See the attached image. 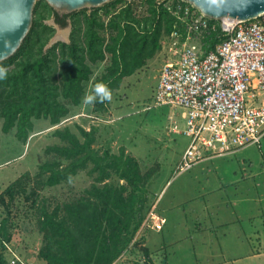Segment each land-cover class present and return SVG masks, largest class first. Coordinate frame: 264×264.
Returning a JSON list of instances; mask_svg holds the SVG:
<instances>
[{"label":"trees","instance_id":"16d2710c","mask_svg":"<svg viewBox=\"0 0 264 264\" xmlns=\"http://www.w3.org/2000/svg\"><path fill=\"white\" fill-rule=\"evenodd\" d=\"M51 19L63 28L71 21L70 42L49 46L57 31L48 23ZM210 21L216 28L203 38L206 52L214 50L224 35L221 21ZM175 24L176 18L157 0L127 5L113 0L91 13L83 9L65 14L38 0L22 46L0 62L7 72L0 80V130L7 134L16 129L17 138L27 143L35 120L62 124L71 117L73 106L83 104L95 66L108 57L111 64L94 85L106 84L113 95L161 51ZM109 103L97 101L92 113L107 117ZM90 126L76 125L78 132L69 125L56 129L60 141L47 148L55 156L40 165L34 185L30 175L18 179L0 194V206L11 213L18 199L32 201L42 238L37 259L46 264H120L124 257L132 261L129 264H158L145 245L147 237L138 234L147 227L154 205L149 188L153 171L144 173L125 147L117 153L109 146L98 149L97 125ZM84 171L93 182L79 197L53 208L41 201V190L72 183ZM14 224L11 214L0 223V264H8L5 242L14 239Z\"/></svg>","mask_w":264,"mask_h":264},{"label":"rangeland","instance_id":"374dc122","mask_svg":"<svg viewBox=\"0 0 264 264\" xmlns=\"http://www.w3.org/2000/svg\"><path fill=\"white\" fill-rule=\"evenodd\" d=\"M87 9L88 13L93 10ZM53 21L51 19L48 23ZM56 29L52 39L54 44L70 42L71 23ZM162 45L153 59L126 78L120 89L113 93L105 114L107 117L93 120L94 104L73 106L71 117L60 125L53 126L46 119L35 120V129L27 143L17 138L16 129L7 134L0 130V194L25 175H30L34 185L40 165L55 156L49 154L47 148L60 141L54 135L56 129L69 125L78 132L76 125H84L87 129L90 125H97L95 145L98 149L103 151L109 146L117 153L125 147L128 154L139 160L144 173L153 171L149 187L154 201L152 222L156 226L161 215L164 223L160 224V230L151 228L149 247L158 255L162 253L159 264H248L249 260H233L240 256L239 251L255 250L264 246V242L260 244L249 238L240 240V237H245L241 233L244 223L237 215L243 213L242 209L244 213L251 212L258 216L257 227L264 228V210L261 207L264 203L257 201L264 198V173L261 175L264 171V139L261 146L251 145L205 159L176 175L190 138L173 132L175 124L181 129L186 125L181 107L154 104L161 69L169 58H174L171 46L168 43ZM110 64L108 57L95 66L92 79L86 83V94H92L94 82ZM92 182L87 171L81 172L72 183L41 190V201H46L53 208L58 203L79 197ZM10 214L11 221L15 223L11 244L18 253L34 257L37 264H41L37 252L42 238L32 201L25 197L18 199L11 213L5 206H0V223ZM149 224L142 227L138 233L140 237H148ZM225 243L229 248L222 250ZM121 263L132 261L124 257Z\"/></svg>","mask_w":264,"mask_h":264},{"label":"built area","instance_id":"2783aa9c","mask_svg":"<svg viewBox=\"0 0 264 264\" xmlns=\"http://www.w3.org/2000/svg\"><path fill=\"white\" fill-rule=\"evenodd\" d=\"M136 0H124L127 5ZM142 1V0H139ZM176 18L173 32L162 41L174 58L161 69L155 106L181 107L190 143L176 175L205 159L233 153L264 139V13L251 20L221 21L224 32L214 50L206 52L203 38L211 19L187 0H157ZM179 25H181L179 27ZM94 119H102L97 116ZM152 211L149 218L153 219ZM148 218V219H149ZM161 219L157 223L160 227ZM155 226V225H154ZM8 264H37L5 242Z\"/></svg>","mask_w":264,"mask_h":264},{"label":"water","instance_id":"95a60500","mask_svg":"<svg viewBox=\"0 0 264 264\" xmlns=\"http://www.w3.org/2000/svg\"><path fill=\"white\" fill-rule=\"evenodd\" d=\"M38 0H0V62L13 56L31 31ZM60 13L99 8L113 0H46ZM213 20H251L264 13V0H187ZM51 24V23H50ZM55 27L59 28L54 21ZM54 41L50 42L52 46Z\"/></svg>","mask_w":264,"mask_h":264},{"label":"crops","instance_id":"0c3cea01","mask_svg":"<svg viewBox=\"0 0 264 264\" xmlns=\"http://www.w3.org/2000/svg\"><path fill=\"white\" fill-rule=\"evenodd\" d=\"M264 173V171L261 172V175ZM264 177V176H262ZM245 178H243L244 180ZM240 181V180H239ZM242 182V180L240 181ZM238 182V183H240ZM257 201H260L262 204L264 203V198L263 197H260L259 200ZM262 209L264 210V207L263 205L261 206ZM243 210V213L242 212H239V214L237 215L240 219V221H242L244 224H242V230H241V233L245 236V237H240V240H243V238H249V239H253V240H256L257 243H262L264 242V236H262V234H264V228L262 227H257L256 225V222H257V218L258 216H253V213L249 212V213H244V209ZM246 210V209H245ZM241 211V209H240ZM242 215H248V216H245L243 217ZM161 219V221H163L164 223V219L163 217L160 215L159 217ZM259 221V220H258ZM148 222H150V229L147 230L148 232V237H147V240L145 242V245L146 246H150V242H151V228L155 227L156 230H160L161 226L159 228H157L156 226H154L153 222H152V219H148ZM264 222V221H263ZM162 223V222H161ZM162 223V225H163ZM225 224V223H224ZM161 247V246H160ZM159 247V248H160ZM150 248V247H149ZM229 248V245L227 243H225L224 245L221 246V249L222 250H226ZM150 250L152 251V256L153 258L156 260V262L159 264L160 262V259H162V253L161 255L159 254H156L157 251H155L154 249H151ZM159 250H162L159 249ZM162 252V251H161ZM159 253V252H158ZM225 252H223L224 254ZM239 255L238 257H236L235 260H233L234 262H238V261H243V260H249V263L248 264H264V246L261 245L260 248H257L255 250H251L249 252H241L239 251ZM212 257H215V254H212L211 255ZM28 257V256H26ZM224 257H226V255H224ZM34 259V257H31ZM35 260V259H34ZM229 262V261H228ZM41 264H46L44 261H40ZM39 264V262H38Z\"/></svg>","mask_w":264,"mask_h":264},{"label":"clouds","instance_id":"9594fccd","mask_svg":"<svg viewBox=\"0 0 264 264\" xmlns=\"http://www.w3.org/2000/svg\"><path fill=\"white\" fill-rule=\"evenodd\" d=\"M6 78H7L6 69L0 67V80H5ZM111 99H112V92L109 89V87L104 83H97L93 87L92 94L85 95L83 99V104L90 105L96 103L97 101L100 103H104L105 101L110 102Z\"/></svg>","mask_w":264,"mask_h":264},{"label":"bare ground","instance_id":"6f19581e","mask_svg":"<svg viewBox=\"0 0 264 264\" xmlns=\"http://www.w3.org/2000/svg\"><path fill=\"white\" fill-rule=\"evenodd\" d=\"M226 21L228 22V23H231V22H233V19H231V18H226ZM63 38V37H62Z\"/></svg>","mask_w":264,"mask_h":264},{"label":"flooded vegetation","instance_id":"af4514ba","mask_svg":"<svg viewBox=\"0 0 264 264\" xmlns=\"http://www.w3.org/2000/svg\"><path fill=\"white\" fill-rule=\"evenodd\" d=\"M63 14V13H62ZM70 23H71V21H70Z\"/></svg>","mask_w":264,"mask_h":264}]
</instances>
